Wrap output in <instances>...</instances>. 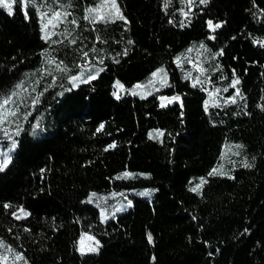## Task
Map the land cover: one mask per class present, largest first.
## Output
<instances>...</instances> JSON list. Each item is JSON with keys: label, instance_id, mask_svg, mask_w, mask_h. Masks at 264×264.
Wrapping results in <instances>:
<instances>
[{"label": "trees", "instance_id": "trees-1", "mask_svg": "<svg viewBox=\"0 0 264 264\" xmlns=\"http://www.w3.org/2000/svg\"><path fill=\"white\" fill-rule=\"evenodd\" d=\"M117 2L127 23L85 20L100 0L0 8V97L38 79L0 124V143L15 144L0 171V240L23 264H264V0ZM57 10L71 14L60 25L72 36L52 44L41 12ZM48 55L67 71L41 73ZM160 68L164 95L132 92ZM233 71L241 95L225 103ZM89 75L96 79L83 83ZM146 188L151 197L131 192ZM92 193L111 211L131 204L102 222ZM20 208L29 215L17 220ZM82 233L98 251H78Z\"/></svg>", "mask_w": 264, "mask_h": 264}, {"label": "snow or ice", "instance_id": "snow-or-ice-1", "mask_svg": "<svg viewBox=\"0 0 264 264\" xmlns=\"http://www.w3.org/2000/svg\"><path fill=\"white\" fill-rule=\"evenodd\" d=\"M33 2V0H0V8H3L7 11V14L8 15H13V5L14 4H31ZM183 2H186L189 6H191V4L193 3V0H183ZM199 2L201 4H206L208 2V0H199ZM191 9L189 8V11ZM86 11V15L84 16V19L85 20H89L91 23H96L97 21H105V22H114L115 20H121V21H124L125 23H127V20H126V17L123 15L121 9H120V6L118 5V2L117 0H100V3H98L95 7H90L88 9L85 10ZM180 12L181 14L184 16V17H188L189 15V12L188 11H185L183 8L180 9ZM71 15L70 13L68 12H64V13H61L60 11H53L50 15L48 13H44V12H41V16L46 18L47 19V23H45L42 27V30H45V29H48V26L51 24L53 27H56L57 26V23H63L64 20L69 16ZM25 18L28 19L29 16H28V12L25 11ZM172 21H170L171 23ZM69 23H71L72 25H75L77 23L76 20H71L69 21ZM208 24V27L211 29V30H215V29H218L220 27H222V24L221 23H213V21L209 20L207 22ZM180 26L181 27H184L186 26L185 25V22L182 20L180 22ZM52 35H62L64 36L65 39H68L69 37L72 36V32L65 29L63 32L61 33H53V32H50V31H46L45 32V35L42 37V39H45V40H50V37ZM99 39V37H98ZM210 39H214V37H210ZM52 44H59V43H62L63 41H60V40H51L50 41ZM69 43L71 44H75L76 43V38H72L68 41ZM132 41H129V44H131ZM253 43H257V41H253ZM260 45L262 47H264V41H261L260 42ZM201 47L203 48L204 45L201 44ZM220 55H222L223 53H219ZM83 55L85 57H87L88 53L87 52H84ZM177 60L179 61L180 60V57H177ZM55 62V57H49L47 59V63L48 64H53ZM61 64H63V61H60L58 63H56V69L58 71H61V72H64V71H67V68H61ZM158 73H165V70L164 69H157L156 72H153L152 73V77H156ZM54 78V77H53ZM70 80L73 81V87L76 86V80H77V77L75 76H71L69 77ZM96 79V76L95 75H89L88 76V79L87 80H83L82 82L83 83H87L89 80H94ZM197 82H200L199 81V78H197ZM149 83H153L152 80L149 81ZM163 83V81H162ZM240 83L239 81V78L237 77L235 71H233V80H232V83L229 85V87H232V88H235L236 89V92L233 96H229L227 97V99L225 100V103H236V97L237 96H240V90L239 88H237L236 86ZM195 86V84L193 85ZM116 87L118 89H123V85L120 84L119 81L116 82ZM135 88H139V87H142L141 85H135L134 86ZM28 90L26 88H24V82L21 81L20 83H18L16 86H15V90H13L11 92V94L9 95H6V96H3V97H0V124L4 123L9 117H15L18 115V111L17 109L19 108L20 106V102H23V95H22V92H27ZM219 91V90H217ZM223 91L227 92L228 91V88H224ZM133 94H136V93H133ZM113 95L119 99V95L114 92ZM211 95V93H210ZM241 98H243L241 96ZM160 99L162 101L164 100H167L168 103H172L173 101H178L180 99V97L178 96H174V97H160ZM33 103H36V100L33 99L32 101ZM208 101H205V111L208 110ZM5 106H9L8 108H6ZM167 105L166 104H161V107H166ZM216 106V105H214ZM262 110H264V108H262ZM35 127V126H34ZM103 124L100 125L99 128H97V132H99L102 128H103ZM151 136V134H150ZM13 147H15V144H13ZM115 147V144H111L108 146V148H113ZM231 147L232 146H229V150H231ZM235 148H243V145H234ZM107 150V149H106ZM236 155H239V153H235ZM222 156H223V153H222ZM11 160V157L7 154H5L4 156V159L2 161H0V171H3L7 165L9 164ZM243 166L246 167V168H251L253 165L247 161L243 162ZM222 167V165H221ZM218 173V169H213L212 172L209 173V175H213V174H217ZM124 177H131L133 176L132 173H124L122 174ZM206 181L203 180V178H201V184H198L196 186V189H198L199 187H201V185L203 183H205ZM196 189H193L194 191ZM96 194L95 193H92L91 196H90V201H91V197L92 196H95ZM128 204L130 205L131 204V201H128ZM11 205L10 204H5L4 205V208H10ZM18 211L20 213H22V215H17V212H13L12 215L17 219H22L23 217H26L29 215V213L24 210L23 208H20L18 209ZM103 219L104 217L102 216V222H103ZM87 236L89 240H92L95 242V247H91V248H88L87 251L88 252H96L99 250V247H100V242L98 240H96V238L94 236H90L88 235L87 233H82L81 234V240H83V238ZM149 240L151 241V237H149ZM0 249H4L5 251L7 252H10L13 254V256L15 257L16 260H24V257H23V254L20 253V252H16L10 245H7L6 242L0 240ZM78 251L81 252V254H85V249L83 247H80L78 248ZM6 257L4 255H0V260H5ZM24 264H27V261H24Z\"/></svg>", "mask_w": 264, "mask_h": 264}, {"label": "rangeland", "instance_id": "rangeland-1", "mask_svg": "<svg viewBox=\"0 0 264 264\" xmlns=\"http://www.w3.org/2000/svg\"><path fill=\"white\" fill-rule=\"evenodd\" d=\"M45 23H47V19L45 20ZM44 23V24H45ZM60 27V28H59ZM69 26H65V25H60V23H57L56 27H53L51 24L48 26V29H45L46 31H50L53 33H61L63 32L65 29L68 30ZM45 31V32H46ZM52 36H56L55 40H61L63 39L64 36L62 35H52ZM51 57L50 55H48L45 58V64L43 66V68H41V73H45L48 72L51 75L56 74V63L54 62L53 64H48L47 63V59ZM162 69V68H160ZM156 70H154L153 72H156ZM152 72V73H153ZM152 73L149 77V79L147 81H145L144 83H136L134 84L131 88H132V92H137V95L140 97H146L150 94H154L156 93L158 96L164 95V92H162V90L165 88V86L167 85L168 82V77L167 74L165 75L164 73H158L156 77H152ZM166 73V72H165ZM78 79H82L81 76H77ZM152 80L153 83H149V81ZM38 79L37 77H33L32 79H30L29 81H27L26 83H24V88H26L28 91L27 92H22L23 98H26L28 95L32 94V91H34L36 89V83H37ZM163 81V83H162ZM135 85H141L142 87L139 88H135ZM116 93L118 94V92L116 91ZM120 95V94H118ZM6 108H8L9 106H5ZM15 141V140H14ZM13 144L11 143V145L8 147L6 144L4 143H0V158L3 157L5 154L10 156V151L13 150ZM231 153L235 154L236 153V149H233V147L231 148ZM11 157V156H10ZM2 159V160H3ZM0 159V161H2ZM132 193H135L139 196L142 197H151L153 191L152 189L146 188V189H140V190H131ZM110 196H115L116 192L112 191L109 193ZM90 197H88L87 201L92 203L93 205H95L96 207L99 208L100 210V215H101V220H102V216L104 217L103 221L106 220L107 218L111 217L112 214L114 213H121L123 211H125L126 209H128L130 207V205L128 204V202L125 205L122 206H118L115 208L114 211H111L109 209V207H107L104 202L100 199H105L104 195H101L99 197H97V199L92 198L91 197V201L89 199ZM88 235L92 236L91 234L87 233ZM95 242L92 240H89L87 236H85L83 238V240H81V238L79 239V248L83 247L85 249V251H87L88 248L91 247H95ZM6 257L5 262H9L11 264H23L22 260H16L15 257L13 256L12 253L5 251L3 254Z\"/></svg>", "mask_w": 264, "mask_h": 264}]
</instances>
